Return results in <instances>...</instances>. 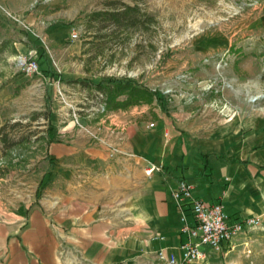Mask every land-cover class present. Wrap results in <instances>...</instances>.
<instances>
[{
    "label": "rangeland",
    "instance_id": "rangeland-1",
    "mask_svg": "<svg viewBox=\"0 0 264 264\" xmlns=\"http://www.w3.org/2000/svg\"><path fill=\"white\" fill-rule=\"evenodd\" d=\"M121 3L141 22L96 15ZM31 61L39 72L26 74ZM263 76L264 0H0V225L53 186L52 142L109 139L113 115L134 106L149 122L157 108L215 129L254 124ZM118 82L139 92L111 110L92 85ZM202 264H264V224Z\"/></svg>",
    "mask_w": 264,
    "mask_h": 264
},
{
    "label": "crops",
    "instance_id": "crops-1",
    "mask_svg": "<svg viewBox=\"0 0 264 264\" xmlns=\"http://www.w3.org/2000/svg\"><path fill=\"white\" fill-rule=\"evenodd\" d=\"M153 110L151 122L145 106L113 115L109 139L49 145L53 186L0 225V264H158L160 248L180 254L182 209L192 223L172 196L182 179L229 215L264 223V148L255 145L264 142V119L215 129ZM111 145L123 151L114 159ZM152 167L161 170L148 174Z\"/></svg>",
    "mask_w": 264,
    "mask_h": 264
},
{
    "label": "built area",
    "instance_id": "built-area-1",
    "mask_svg": "<svg viewBox=\"0 0 264 264\" xmlns=\"http://www.w3.org/2000/svg\"><path fill=\"white\" fill-rule=\"evenodd\" d=\"M73 37L77 38V34ZM23 71L33 74L39 72V66L36 61L23 62ZM122 152V149L112 147L110 158L114 159ZM154 170L160 171L161 167H152L147 173ZM172 196L179 206L189 207L192 223L188 222V215L182 209L181 233L186 236V241L178 247L180 254L160 248L155 256L158 264H202L211 254L230 249L233 241L246 231L261 229L264 224L261 217H234L225 211L222 203H209L196 197L194 185L184 179L177 183Z\"/></svg>",
    "mask_w": 264,
    "mask_h": 264
},
{
    "label": "trees",
    "instance_id": "trees-1",
    "mask_svg": "<svg viewBox=\"0 0 264 264\" xmlns=\"http://www.w3.org/2000/svg\"><path fill=\"white\" fill-rule=\"evenodd\" d=\"M122 6V10H112V11H107L106 13H97L96 15L98 16H105V18L107 19L108 17L114 21V22H119V21H123V20H127L129 22H131L132 24L137 25L138 23L141 22L139 16V8L136 6H130L124 3H121ZM46 75H48L49 70H45ZM264 79V76H263ZM71 82H77V81H71ZM82 83H84L83 85L88 86L90 83L89 82H85V81H81ZM98 92H100L101 94L104 95L105 97V101L106 104L109 106V108L111 110H120V109H125L128 107L133 106V103L136 102H131L130 97L132 94H138L137 92H139L137 89L135 90H129L131 89V85L129 82H118L116 83L115 86H112L111 84H109L108 86L103 85V84H97V85H92ZM130 91L128 94V96L126 97V99L124 100H111L109 98L110 95L112 96H117V95H123V93L125 91Z\"/></svg>",
    "mask_w": 264,
    "mask_h": 264
}]
</instances>
